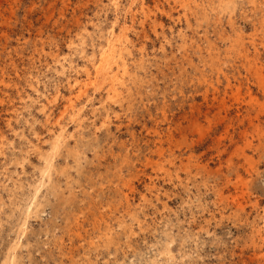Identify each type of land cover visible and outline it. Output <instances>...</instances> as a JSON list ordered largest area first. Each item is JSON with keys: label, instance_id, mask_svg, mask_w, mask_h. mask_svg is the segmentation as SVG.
<instances>
[{"label": "rangeland", "instance_id": "rangeland-1", "mask_svg": "<svg viewBox=\"0 0 264 264\" xmlns=\"http://www.w3.org/2000/svg\"><path fill=\"white\" fill-rule=\"evenodd\" d=\"M190 1L0 0V264L18 235L16 264H264V0ZM113 35L118 94L93 66Z\"/></svg>", "mask_w": 264, "mask_h": 264}, {"label": "bare ground", "instance_id": "bare-ground-1", "mask_svg": "<svg viewBox=\"0 0 264 264\" xmlns=\"http://www.w3.org/2000/svg\"><path fill=\"white\" fill-rule=\"evenodd\" d=\"M136 0H133V2ZM225 1V0H224ZM191 7L192 10L193 9H200V7L202 6V4L198 1V0H191ZM226 2V1H225ZM142 6L144 8V2L143 0H141ZM227 3V2H226ZM189 4V3H188ZM119 6V5H118ZM190 6V5H189ZM187 8V7H186ZM257 8V7H256ZM189 9V8H188ZM144 10V9H143ZM146 10V9H145ZM206 10V9H205ZM194 11V10H193ZM135 14L133 13V19L135 18ZM119 19V18H118ZM115 26V25H114ZM113 27V26H112ZM128 29V28H127ZM126 29V31H127ZM125 30V29H124ZM122 30V31H124ZM113 34H115L113 32ZM117 37L116 35H113V37H111L110 39L107 40V45L103 46L102 51H101V57L98 61H94L93 66L95 69V80H103L105 84H107L108 86V93H115L118 94V91L120 90V87H124V89H126L127 87V76L129 77L131 75V70L128 64V57H126V52L128 50L127 46L124 45L125 42H121V39H117L115 37ZM124 37V36H123ZM128 38V37H127ZM126 39V38H124ZM128 41V40H127ZM84 67V66H83ZM88 75H91L92 71L87 68L86 69ZM91 79V78H90ZM78 85L80 86L78 92L76 93V95L74 97L70 98V104L66 107V110H64L63 112H61L60 118L56 121V123H58L61 127V130L59 131V133H54V141L52 144V151L45 156V163L44 166L41 168L42 170V176H43V180L40 184L35 186V193L34 195H32V197L30 198V200L26 203V211H24V209H21V212L24 213L25 218L23 220L22 223V227L23 229L27 228V223H28V219L32 216V214H37L39 212L40 209V197L38 195V192L41 190L42 187L46 186L47 190L53 189L55 187L54 183H55V179H54V172L56 169V163L54 160V155L58 154L62 148H66L68 149V139H69V135L71 134V132H69V130H67V128H65V126H62L61 124V118L63 117L64 114H66V112L69 110V108H75V103L76 101L85 93V88L84 84L81 85L79 84V80L77 79L75 84H71V89L73 92L74 91V87ZM105 87V86H104ZM110 96V95H109ZM54 98V97H53ZM52 99V98H51ZM44 109H46L45 104L43 105ZM82 109L77 110L75 119H78L77 121L81 120L82 121ZM51 122V121H49ZM55 124V123H54ZM79 131V130H78ZM74 136V135H73ZM73 138V137H72ZM71 144V143H70ZM34 146H36L37 148V144H33ZM77 146V145H76ZM77 150V149H76ZM67 151V150H66ZM69 152V151H68ZM62 153V152H61ZM60 154V153H59ZM79 154H77L78 156ZM59 156V155H58ZM76 156V155H75ZM76 156V157H77ZM63 157V155L61 156ZM79 157V156H78ZM81 157V156H80ZM24 158V157H23ZM74 158V157H73ZM102 158V157H101ZM111 165V164H109ZM58 173V172H57ZM120 173V172H119ZM118 173V174H119ZM124 177V176H123ZM122 177V178H123ZM92 178V177H91ZM93 182V180H91ZM39 182V181H38ZM239 182V181H238ZM94 183V182H93ZM129 183V182H128ZM120 184V182L118 183V185ZM128 186V185H125ZM129 187V186H128ZM130 189V188H129ZM131 190V189H130ZM133 190V189H132ZM121 191V190H120ZM119 191V192H120ZM128 191V190H127ZM76 193V192H75ZM92 194V193H91ZM119 194V193H118ZM130 194V193H129ZM121 195V194H120ZM119 196V195H118ZM125 199L129 202V195L127 193H124ZM77 197V196H76ZM75 197V198H76ZM94 197V196H93ZM92 198V197H90ZM93 199V198H92ZM103 201V200H102ZM100 202V201H99ZM107 202V201H105ZM109 202V201H108ZM84 203V202H83ZM92 203V202H89ZM104 203V202H103ZM96 204V203H95ZM113 204V203H112ZM118 204V203H117ZM124 204V203H122ZM98 205V204H97ZM131 205V204H130ZM85 206V205H84ZM83 206V207H84ZM116 206V205H114ZM113 206V207H114ZM119 206V205H118ZM90 207V206H89ZM103 209V208H102ZM92 210V209H91ZM99 210V208H98ZM111 210V208H110ZM126 210V209H125ZM124 211V209H123ZM75 212V211H74ZM106 212V211H105ZM130 212V210H129ZM91 213V212H90ZM93 213V212H92ZM103 213V212H102ZM111 213V212H110ZM114 213V212H113ZM97 214V213H96ZM108 214V213H107ZM70 215V214H69ZM73 215V214H71ZM103 215V214H102ZM101 215L102 220L105 218L104 216ZM129 215V214H128ZM131 215V213H130ZM117 216V215H116ZM75 217V216H74ZM121 218V217H120ZM78 216L75 217L76 222H78ZM114 220V219H113ZM122 220V219H121ZM85 222V221H84ZM126 222V221H125ZM119 223V222H118ZM121 223V222H120ZM83 224V223H82ZM94 224V223H93ZM128 224V223H127ZM114 225V223H113ZM124 225V224H123ZM126 227V226H125ZM129 227V226H128ZM98 228H102L101 225H98ZM21 229V228H20ZM89 229V228H87ZM116 229V228H115ZM104 235H106L105 237L111 238L112 234L115 232H113V227L111 225V223H109V221H106L104 224ZM126 230V229H125ZM124 230V231H125ZM92 231V230H91ZM115 231V230H114ZM117 231V230H116ZM119 231V230H118ZM259 235H262L264 233V228H261V226L257 229ZM25 232V231H24ZM126 232V231H125ZM122 233V232H121ZM128 233V232H127ZM94 234V233H93ZM113 234V235H114ZM117 234V233H116ZM119 234V233H118ZM80 236V235H79ZM89 236V235H88ZM114 238V237H113ZM104 239V238H103ZM102 239V240H103ZM108 240V239H107ZM111 240V239H110ZM114 240V239H113ZM116 240V239H115ZM106 241V240H105ZM104 241V242H105ZM112 241V240H111ZM109 241V242H111ZM98 242V240H97ZM256 242V241H255ZM21 244V235H18L13 246H12V250L10 253H8L7 256V260L4 264H16L17 260H18V253H17V248L19 247V245ZM105 245V244H104ZM106 247V246H105ZM99 249V248H98ZM112 250V248H111ZM117 251V250H116Z\"/></svg>", "mask_w": 264, "mask_h": 264}]
</instances>
